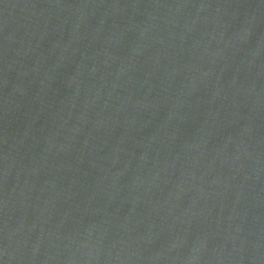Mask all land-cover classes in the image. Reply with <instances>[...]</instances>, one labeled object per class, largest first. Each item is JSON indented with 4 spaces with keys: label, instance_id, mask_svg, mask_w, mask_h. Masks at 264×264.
<instances>
[{
    "label": "water",
    "instance_id": "1",
    "mask_svg": "<svg viewBox=\"0 0 264 264\" xmlns=\"http://www.w3.org/2000/svg\"><path fill=\"white\" fill-rule=\"evenodd\" d=\"M62 264H264V0H107Z\"/></svg>",
    "mask_w": 264,
    "mask_h": 264
}]
</instances>
